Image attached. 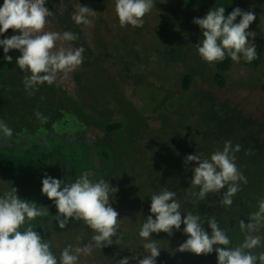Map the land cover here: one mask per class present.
<instances>
[{"label": "rangeland", "instance_id": "1", "mask_svg": "<svg viewBox=\"0 0 264 264\" xmlns=\"http://www.w3.org/2000/svg\"><path fill=\"white\" fill-rule=\"evenodd\" d=\"M188 2L197 7L198 13L185 15L188 24L178 22L167 31L160 15L145 16L142 27H121L114 15L105 21L100 19L97 24L100 36L92 35L93 31L89 33L90 49L83 53L81 66L66 79L63 74L57 78L58 83L67 85L73 98L83 99L82 104L78 103L83 111L95 118H104L109 125L119 126L111 136L97 126L80 124L74 113L67 112L66 105L72 110L76 105L62 102L57 94L59 86L46 87L44 92L41 85L34 91L26 90L23 81L29 73L21 71L16 64L20 52L11 50L7 55L12 57V62L8 63L0 47V71L7 64L10 66L1 87L7 91L13 86L20 87L19 91H9L8 97L3 95L0 103V121L12 130L11 137L0 132V197L15 189L20 199L46 207L48 215L32 222L35 230L45 232L46 224L58 214L54 202L42 194L45 174L71 183L87 172L90 180L98 182L101 174L110 173L115 154L124 149L120 165L115 168L123 176L125 162L134 152L132 145L137 137L134 132L140 127L151 145L145 152L153 163V174L164 178L163 171L170 169L171 176L179 182L177 186L170 184L167 190L176 193L181 214L191 212L200 215L202 221L215 217L228 235L231 247L243 242L244 233L239 223L243 220L247 224L249 216L258 210L259 201L264 199V0ZM46 4L59 19L58 24L66 22L61 19L60 0H47ZM221 6L225 8V16L235 8L255 14L256 19L248 31L255 33V37L249 39L257 47L258 59L256 64L254 60L248 66L241 60L234 62L223 89L206 81L191 94L182 90L181 79L195 69L198 62L202 69L209 65L198 57L196 45L203 36L193 20ZM18 34L10 29L0 40ZM112 41L116 44H111ZM80 42L83 36L78 35L75 47H82ZM203 75L208 76L207 70ZM14 99L23 105V113L17 115L11 105ZM73 102L76 101L73 99ZM227 141H231L233 147L241 146L235 153V163L247 183L240 182L241 190L233 197L230 207L220 202L226 188L196 201L191 195L199 191L191 184L195 167L183 164L182 146H188L190 155L210 159ZM163 143L166 147L161 145ZM14 148L16 153L12 155ZM77 222L70 220L69 224ZM204 227L210 234L206 223ZM183 228L181 224L180 230L173 231L172 238L179 242L178 247L187 239ZM256 234L261 236V244L252 252L259 255L264 227ZM179 255L190 264H217L215 251L208 255L197 256L190 252H179Z\"/></svg>", "mask_w": 264, "mask_h": 264}, {"label": "clouds", "instance_id": "2", "mask_svg": "<svg viewBox=\"0 0 264 264\" xmlns=\"http://www.w3.org/2000/svg\"><path fill=\"white\" fill-rule=\"evenodd\" d=\"M47 0H4L0 6V36L8 30L18 35L0 40V47L5 53L4 59L12 62L7 55L11 50L20 52L16 64L23 72L26 90H36L37 86L53 84L61 74L67 78L83 62V47H72L78 39L70 31H45L49 17L54 13L46 7ZM154 0H115V11L121 27L130 25L142 27L144 17L154 8ZM90 7L78 2L71 19L77 25L90 27L94 17ZM239 22L237 23V18ZM256 19L252 11L235 8L225 16V8H213L203 18H194L193 23L202 30L203 39L196 45L199 56L209 65L222 62L227 57L239 62L241 58L251 63L258 59L257 47L250 41L255 33L249 32V26ZM29 94H32L30 92ZM40 116V113H37ZM46 122V118H43ZM0 132L5 137L12 136V130L0 121ZM240 145L233 147L231 141L225 142L222 150H216L210 159H202L199 154L188 155L185 164L195 162L191 184L198 187V192L191 195L196 201L204 200L210 193L223 192L221 203L230 207L233 197L240 191V182L247 183V178L238 170L235 153ZM118 188L110 186L108 181L100 179L93 182L84 172L78 179L65 183L45 174L42 179V194L53 201L57 209L55 221L60 229L66 228L70 220L83 221L93 230L92 242L81 247L68 245L59 254V259L52 251L50 241H45L32 222L48 215L46 207L35 202L20 199L16 190L0 197V264H78L81 255H90L92 248H103L113 243L119 245L117 235L120 222L119 213L111 206L110 198ZM176 193L167 189L151 196L150 213L139 231V236L146 242L142 259L131 257L137 264H156L160 255L157 240L151 239L153 233H166L180 230L187 239L176 251L190 252L197 256L217 254V264H264V252L253 254L252 250L260 246L261 236L256 233L264 227V199L258 203V210L253 212L248 223L240 221L239 227L244 233L241 244L231 247V241L220 228L215 217L202 221L200 215L188 212L182 215ZM155 217V219H153ZM211 230H205L204 224ZM113 237H119L115 241ZM79 239V238H78ZM117 264H130V258L124 257Z\"/></svg>", "mask_w": 264, "mask_h": 264}, {"label": "trees", "instance_id": "3", "mask_svg": "<svg viewBox=\"0 0 264 264\" xmlns=\"http://www.w3.org/2000/svg\"><path fill=\"white\" fill-rule=\"evenodd\" d=\"M3 2L4 0H0V6H3ZM78 2L81 6H91V9L96 12L94 17H90L92 20V25L90 27L77 25L71 19L72 14L75 11V5ZM154 4L152 11L145 16L160 15L161 22L164 23L166 31L170 26L172 28L177 26L178 22L182 23V25H184L183 23L188 24L189 21L185 15H196L198 13L196 9L197 7H195V5L190 6L188 0H154ZM45 7L48 9L47 4H45ZM60 7L61 19L64 18L66 22L58 24L57 22L59 19L55 18L53 15L48 18L49 23L46 26L45 31L64 32L70 29L76 35L83 36V42H80L79 44L83 47L85 54L90 49L89 44L91 41L88 43L89 40L87 38L89 37L90 39L89 33L93 31L92 35H95V37L97 35L100 36L101 30L97 25L100 19L105 21L106 19H109L108 16L114 15L115 21H119L115 11V0H60ZM107 8H109V10H107ZM115 28L119 29L121 27L115 25ZM94 43L96 42H93V44ZM104 43L105 41H103V44ZM112 43L116 44L115 41H112L111 44ZM72 47L76 48L74 42H72ZM240 60L247 66L250 64L245 62L243 58ZM233 63L234 61L226 56L224 61L216 62L215 64L208 65L202 69L200 62H198L197 65H194L195 69H192V71L185 74L181 79L180 84L182 90L194 94L199 84L206 81L212 86L223 89L226 85V76L231 71ZM254 64H256V60L254 61ZM209 66H211L210 69L208 68ZM1 70L0 103L3 95H7L8 97L10 96L9 91L15 92L20 89V87L13 86L10 87L8 91L4 90L1 86L3 85L2 83H4V77H7L9 74V64ZM206 70L208 72L207 77L203 75ZM54 86H59L57 94L62 98L64 104L70 105L72 102L76 105V107H73L74 110L66 105V111L70 112L72 115L74 113L80 124L89 127L97 126L99 130L104 131L108 136L117 132H115V130H117L119 126L109 125L104 118L100 117L101 119H98L91 116L87 111H83V108L79 106L80 103L82 104L83 99L80 97L76 98L75 96L73 98L69 89H67L68 87L66 88L67 85L55 81L51 85L47 83L42 84L40 89L44 92L46 87L51 89L54 88ZM73 99L76 102H73ZM14 101L15 103H11V105L15 108L17 115L23 113V105L18 99H14ZM1 111L2 107L0 105V112ZM134 135L137 136L135 138V143L132 145L134 152L132 155H129V158H127V160H129H126L125 162L126 168L123 172V176H121L122 174L119 175L115 168L120 165L121 155L123 156L124 149L115 154L110 173L108 175L103 173L100 176V179L108 181L110 186L121 189V192L119 191L118 193H115L114 197L110 198L111 206L119 213L118 219L120 226L117 235L121 238V242L119 245L113 243L112 245L103 248L93 247L90 255H81L79 257L78 264H117V262L124 257L130 258V264H137L136 260H132L131 257L135 256L138 259H142L146 254L143 250V244L146 241L139 236V231L142 224L145 222L144 220L151 215V196L171 187L170 184L176 185L179 183L177 179L171 176L172 172L170 169L163 171L165 175L164 178L157 173L153 174V163L151 162V159L148 158V152H145L148 151L151 145H149V142L143 136L144 133L140 127L136 129ZM161 145L165 146L164 143ZM116 148L117 147H115V149ZM182 148L184 153L183 164H185V158L190 154L186 144L182 146ZM11 151L12 155L16 153L15 148L11 149ZM185 165L192 167L197 166L195 162H189ZM176 186H174L175 190L178 189ZM153 219H155V217H153ZM45 227V232H39L41 236H44L45 241L51 242L52 251L58 259L60 252L66 246L72 245L73 247H76L81 244L80 246L84 247L92 242V236L94 235L93 230L83 221L68 224L66 228L60 229L55 219H52ZM172 235L169 236L163 232L151 234V239L157 240L158 246L161 250L160 255L156 258V264H190L188 261H183L179 252L176 251L179 242H176L175 239L172 238ZM119 237H113V240L115 241ZM262 252H264V241Z\"/></svg>", "mask_w": 264, "mask_h": 264}]
</instances>
